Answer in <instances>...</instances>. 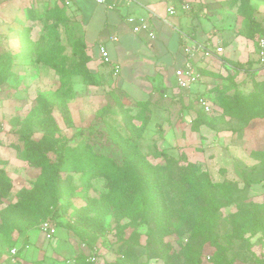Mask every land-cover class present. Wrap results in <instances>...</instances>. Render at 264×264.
Returning a JSON list of instances; mask_svg holds the SVG:
<instances>
[{
  "label": "rangeland",
  "instance_id": "1",
  "mask_svg": "<svg viewBox=\"0 0 264 264\" xmlns=\"http://www.w3.org/2000/svg\"><path fill=\"white\" fill-rule=\"evenodd\" d=\"M44 22L39 21L35 37L30 33L33 40L49 38ZM261 31L264 27L254 32ZM79 35L76 25L59 27L58 39L70 64L77 60L72 43ZM255 35L252 47L258 37ZM4 54L13 70L17 65H24L26 70L20 74L13 71L7 78L11 83L4 86L6 80L0 85L4 87L0 98V161L4 163H0V170L12 183L0 203V252L19 247V259L13 264H65L59 253L70 255L72 251L83 264H226V260L251 264L255 255L264 256V65L255 51L248 61H237L236 69H231L225 79L220 77L222 88L216 91L215 99L204 93L211 101L209 111L200 105L198 94L189 98L180 94L179 98L158 93L149 99L150 120L137 141L142 155L162 174L168 220L153 207L151 184L135 162L131 166L138 175L137 202L120 219L108 210L102 229L97 228L100 222L82 225L75 217L77 209L87 205V196L79 189L81 173H61L63 182L72 176V184L78 188L75 196L57 203L61 210L56 222L59 235L73 250L56 246L59 236L51 241L44 237L41 224L45 217L39 218L34 227L25 228L33 214L39 213L38 207L18 212L11 207L22 190L37 185L42 174L40 168L28 162L19 128L25 125L40 96L45 95L52 102L61 132L49 135L36 125L30 141L44 146H75L89 138L96 151L122 162L120 149L107 141L105 108V115L117 124V129L129 136L131 129L119 112L118 102L129 108L132 117L139 114L140 107L103 83L89 85L73 74L70 84L74 97L66 100L72 117L68 122L59 108L58 92L66 88L61 76L46 64L34 62L33 56L19 58L9 52L0 53ZM214 55L206 54L211 58ZM198 70L201 79L204 68L199 66ZM223 104L230 109L224 111ZM91 128L99 134H91ZM159 151L166 155L157 157ZM217 183L221 186H215ZM108 188L106 178H96L87 195L99 198ZM45 205L56 209L51 197ZM123 224L127 225L124 230L120 228ZM90 257L95 260L90 261Z\"/></svg>",
  "mask_w": 264,
  "mask_h": 264
},
{
  "label": "crops",
  "instance_id": "2",
  "mask_svg": "<svg viewBox=\"0 0 264 264\" xmlns=\"http://www.w3.org/2000/svg\"><path fill=\"white\" fill-rule=\"evenodd\" d=\"M66 1L0 0V53L25 57L21 44L23 31L31 27V36L35 37L39 21L50 9L65 8L70 24L76 25L87 44L92 56L90 68L95 75L109 90L114 89L136 102L153 99L158 93L179 98L180 94L188 98L198 94L199 99L208 92L214 98L222 88L220 77L225 79L231 69H236L237 61H248L252 50L257 55V40L252 47L255 38L248 35L249 14L260 28L264 27V0H246L247 3L241 0H107L106 3L68 0L69 4ZM184 3H189L190 10L183 8ZM170 6L176 9L174 14L169 13ZM131 17L136 21L145 19L155 37L147 30L135 32L134 23L128 21ZM262 33L255 34L259 37ZM101 44L109 53V62L100 57ZM219 45L223 47L221 53L215 52L212 58L206 56L204 46L215 49ZM187 60L197 68L203 67L204 73L199 82L181 89L177 86L175 71ZM116 65L119 66L117 73ZM24 67L17 65L14 72L24 73ZM10 83L8 79L4 86ZM3 92L4 87L0 86V98ZM29 236L31 241L32 235ZM56 238V246L73 250L59 235V228L51 240ZM16 248L19 252L20 248ZM60 254L65 264L66 259L76 257L73 251L70 255ZM1 258L0 264H13L7 261L9 252Z\"/></svg>",
  "mask_w": 264,
  "mask_h": 264
},
{
  "label": "trees",
  "instance_id": "3",
  "mask_svg": "<svg viewBox=\"0 0 264 264\" xmlns=\"http://www.w3.org/2000/svg\"><path fill=\"white\" fill-rule=\"evenodd\" d=\"M41 19L45 21L44 24L49 38L42 36L37 40H33L30 37L31 27H28L25 29V32L23 31L21 44L26 56H33L34 62L46 64L61 76V81L66 88L58 92L60 99L59 108L64 120L70 122L72 117L66 100L74 97V91L70 84L71 76L73 74L81 76L84 82L94 86H100L102 82L90 68L92 56L88 53L87 44L82 34L77 36L72 43L73 53L77 56V60L70 64L68 58L63 54L64 46L58 39V31L60 26H67L70 23L67 10L65 8L55 7L50 9L45 17ZM249 19L251 25L248 35L249 37H253L256 29L258 31L261 28L252 15ZM6 60L5 54L0 55V85L14 71L12 69V62L9 61L8 63ZM111 91L118 93L114 89ZM136 104L140 107V111L137 116L132 117L129 108L123 102H118L119 112L126 126L131 129V135L129 136L122 134L117 129V124L105 115V108L103 120L106 123L108 131L107 141L120 149L122 157V162H120L110 154L96 151L93 144L90 143L89 138L79 142L75 146L66 143L44 146L30 141L34 134L33 127L36 125H40L42 130L49 135L54 136L61 132L56 117L53 115L52 102L45 95L40 96L38 104L24 122L25 125L19 128V136L24 143V152L28 162L40 168L42 173L37 185L33 189L22 190L19 200L11 205L12 209L17 212L38 207L39 213L33 214L30 218V223L25 225L26 229L34 227V224L41 217L58 222L57 218L61 214V210L57 205L59 200L61 198L68 199V197H73L77 194L78 188L72 184V176H69L63 182L61 178L62 172L81 173L82 184L79 186V189L83 190V194L87 196V205L77 209L75 212V217L80 224L85 225L100 222V227L97 228L102 229L108 210L113 215L118 216L119 219L126 217L128 212L135 206L138 198L136 193L138 175L133 166H131L133 162L140 166L143 177L151 184L155 199L153 207H155L161 217L166 220L169 219L166 196L162 189V174L156 169L155 165L142 155L137 141V138L141 136L150 120L151 103L150 100H143L137 101ZM222 107L224 111L230 109L228 104H223ZM133 119L140 121V124H136ZM90 133L98 135L99 131L97 132L91 128ZM53 155L55 156L53 157ZM156 155L157 157H161L165 156L166 153L159 151ZM0 163L2 164L4 162L0 161ZM191 166L194 167V165ZM100 177L107 179L109 191L107 193L104 192L99 198L90 199L87 193L90 189L91 182ZM215 186H221V183H217ZM11 188L12 183L10 179L6 176L4 170H0V203L10 192ZM48 197H51L56 209L52 210L45 205ZM126 226L123 224L120 228L124 230ZM149 235L152 236L150 231ZM11 248L12 246L8 248L7 252H0V257L8 253ZM79 261L84 263L81 258H79ZM226 264H233V261L226 260ZM251 264H264V256L257 257L255 255V261Z\"/></svg>",
  "mask_w": 264,
  "mask_h": 264
},
{
  "label": "built area",
  "instance_id": "4",
  "mask_svg": "<svg viewBox=\"0 0 264 264\" xmlns=\"http://www.w3.org/2000/svg\"><path fill=\"white\" fill-rule=\"evenodd\" d=\"M94 1L98 3L107 2V0H94ZM66 4H69L68 0L66 1ZM183 8L186 10H190L189 3H184ZM168 11L170 14H174L176 12V9L174 8V6H170L168 8ZM128 21L134 23L133 30L135 32H139L140 30H147L151 37L153 38L155 37L154 31L150 29V25L145 19H139L136 21L134 17H131L128 19ZM203 49L205 54L207 55L215 54V52L221 53L223 51V47L220 45L216 46L215 49H212L208 46H204ZM187 51L191 52L190 49H188ZM99 53H100V57L104 60V62L110 61L109 53L106 47L102 44L99 46ZM257 55H258V60L261 62L262 65H264V33H262L257 39ZM114 68H115V72L117 73L119 71V66L116 65L114 66ZM175 75L177 77V86L181 89H188L200 80L199 70L190 60H187L182 67L177 68L175 71ZM198 100L204 110L206 111L211 110L212 108L211 102L206 97L201 96L199 97ZM41 231L47 240H51L57 235L58 224L56 223V221L47 219L41 224ZM17 252L18 250L16 247H12L9 251V257L12 259L13 263L16 261ZM1 260L2 258L0 257V262ZM89 260L94 261L95 259L94 257H90ZM66 262L67 264H81L77 259V257L68 258L66 259Z\"/></svg>",
  "mask_w": 264,
  "mask_h": 264
}]
</instances>
